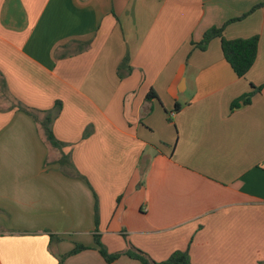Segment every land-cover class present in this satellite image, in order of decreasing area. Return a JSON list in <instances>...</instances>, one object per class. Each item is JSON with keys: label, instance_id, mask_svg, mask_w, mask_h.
I'll return each instance as SVG.
<instances>
[{"label": "crops", "instance_id": "crops-1", "mask_svg": "<svg viewBox=\"0 0 264 264\" xmlns=\"http://www.w3.org/2000/svg\"><path fill=\"white\" fill-rule=\"evenodd\" d=\"M213 26L259 37L245 76ZM0 81V264H107L95 235L117 264H264V0H0ZM57 101L62 150L19 109Z\"/></svg>", "mask_w": 264, "mask_h": 264}, {"label": "trees", "instance_id": "trees-1", "mask_svg": "<svg viewBox=\"0 0 264 264\" xmlns=\"http://www.w3.org/2000/svg\"><path fill=\"white\" fill-rule=\"evenodd\" d=\"M261 5L262 4H258L254 6L248 13H245L241 17L232 19L230 21L242 19L246 17L250 12L254 11L256 8L260 7ZM223 28L224 27H216V26L209 28L205 32L203 39L200 42L196 43V45L199 46L202 50H205L209 42L213 38L221 37L222 50L226 60L230 63L236 74L240 77H243L251 69V67L254 65L256 61L258 55L259 37L255 35L249 38L227 39L223 35ZM121 67L127 68L128 71L131 70V67L128 65V59L124 60V62L120 65V69ZM260 88L261 87H258V89ZM251 95L252 93L239 98L232 105L237 106L240 101H243L245 103L249 102ZM154 96H156L154 92L149 93L146 99L149 100ZM61 108H62L61 101H57L55 107L52 110L45 111V115L43 119H40L36 111L23 107L21 105L19 106L20 110L27 112L30 116L34 118V120L38 121L41 124V127L44 131L47 141L52 146L62 150L64 143H62L56 138L52 129L53 121L59 115ZM58 162L60 163L62 170L64 171L65 174L84 178L75 168L70 155H67L66 153L62 152V156L58 160ZM65 167H67L68 169H66ZM56 238L57 237L55 235L51 234L52 241H54ZM95 242L98 246L100 253L106 260V263L117 264L116 260L119 258L120 253L110 252L107 249V247L101 242L100 237L98 235H95ZM84 248H86V246L82 244H78L73 250H71L65 256L79 252ZM126 254L134 259L140 260L145 264H193L190 255L187 251H175L168 259L162 262L152 261L144 252H141L139 250H129L126 252ZM63 259L64 258L60 259L59 264H62Z\"/></svg>", "mask_w": 264, "mask_h": 264}, {"label": "rangeland", "instance_id": "rangeland-1", "mask_svg": "<svg viewBox=\"0 0 264 264\" xmlns=\"http://www.w3.org/2000/svg\"><path fill=\"white\" fill-rule=\"evenodd\" d=\"M2 86V84H1V81H0V87Z\"/></svg>", "mask_w": 264, "mask_h": 264}]
</instances>
